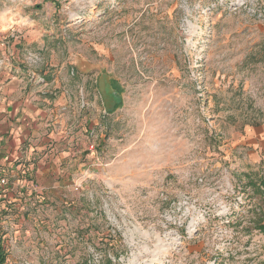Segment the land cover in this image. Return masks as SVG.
<instances>
[{"label": "rangeland", "instance_id": "obj_1", "mask_svg": "<svg viewBox=\"0 0 264 264\" xmlns=\"http://www.w3.org/2000/svg\"><path fill=\"white\" fill-rule=\"evenodd\" d=\"M13 83L68 129L0 198L1 264H264V0H0Z\"/></svg>", "mask_w": 264, "mask_h": 264}, {"label": "crops", "instance_id": "obj_2", "mask_svg": "<svg viewBox=\"0 0 264 264\" xmlns=\"http://www.w3.org/2000/svg\"><path fill=\"white\" fill-rule=\"evenodd\" d=\"M79 67L86 71L91 70L93 65L85 61ZM103 82L104 79L99 88L105 100L111 99L112 89L110 86H103ZM30 90L31 88L14 83L0 87V175L9 177L10 189L17 188L16 185L21 182L18 179L23 176L31 178L40 186L46 185V176L52 174L54 169L47 163L48 167L44 171L40 168V161H49L54 157L58 150L51 137L55 132L59 133L60 128L68 129L64 125L67 115L59 121L56 131L53 127L51 129L52 123H47L51 99L33 95V90L28 92ZM30 96L32 97L29 99ZM62 101L64 100L61 98L58 103ZM79 151L76 149V152ZM36 159L41 160L36 162Z\"/></svg>", "mask_w": 264, "mask_h": 264}, {"label": "trees", "instance_id": "obj_3", "mask_svg": "<svg viewBox=\"0 0 264 264\" xmlns=\"http://www.w3.org/2000/svg\"><path fill=\"white\" fill-rule=\"evenodd\" d=\"M246 177H247L248 185L251 186L253 189L252 192L256 195H259L260 199H264V179L262 177L259 178L258 180L252 179L251 174H248ZM260 217H262V214ZM258 221H260V219H258ZM256 225H257L258 229L264 233V226L260 222H258ZM87 232H89V231H86L85 233H87ZM80 234H82V232H80ZM0 250H1V246H0ZM112 254H113V252H112ZM3 260H4V256H3L2 252L0 251V264L2 263ZM105 261H106L105 264H112L110 259L107 258L106 255H105Z\"/></svg>", "mask_w": 264, "mask_h": 264}, {"label": "built area", "instance_id": "obj_4", "mask_svg": "<svg viewBox=\"0 0 264 264\" xmlns=\"http://www.w3.org/2000/svg\"><path fill=\"white\" fill-rule=\"evenodd\" d=\"M24 174L25 173L23 172V175ZM21 182H23V180ZM32 184H33V182H32ZM32 186L34 187L33 189L38 188V184H36V183ZM9 189H10V186H9L8 179L6 178V176L0 175V198H1V201H4L3 198H5L8 195Z\"/></svg>", "mask_w": 264, "mask_h": 264}, {"label": "water", "instance_id": "obj_5", "mask_svg": "<svg viewBox=\"0 0 264 264\" xmlns=\"http://www.w3.org/2000/svg\"><path fill=\"white\" fill-rule=\"evenodd\" d=\"M99 89H100V88H99ZM111 89H112V88H111ZM112 92H113V90H112ZM100 93H101V96H102L103 100L105 101V102H104V109H105L106 111H110L111 108H112V101H110L111 99H107V100H105V98H104V96H103L101 90H100ZM114 102H115V100H114ZM108 104H111V106H109Z\"/></svg>", "mask_w": 264, "mask_h": 264}]
</instances>
